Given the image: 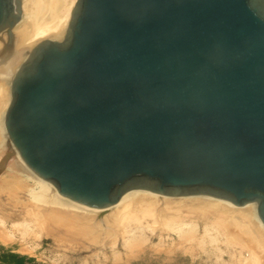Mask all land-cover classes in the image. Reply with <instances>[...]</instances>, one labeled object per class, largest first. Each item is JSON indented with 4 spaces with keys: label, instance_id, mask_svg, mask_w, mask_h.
<instances>
[{
    "label": "water",
    "instance_id": "water-1",
    "mask_svg": "<svg viewBox=\"0 0 264 264\" xmlns=\"http://www.w3.org/2000/svg\"><path fill=\"white\" fill-rule=\"evenodd\" d=\"M20 17L0 0L8 40ZM9 92L5 132L61 196L204 195L264 226V0H76Z\"/></svg>",
    "mask_w": 264,
    "mask_h": 264
},
{
    "label": "bare ground",
    "instance_id": "bare-ground-1",
    "mask_svg": "<svg viewBox=\"0 0 264 264\" xmlns=\"http://www.w3.org/2000/svg\"><path fill=\"white\" fill-rule=\"evenodd\" d=\"M75 2L76 0H22V6H21V0H20L21 17L19 22L11 30L12 33L11 39L8 40V36L6 33L0 34V105H1L0 106L1 107L0 151L1 153L8 151L10 154V157L6 160L5 163H2L3 165H1L0 167L2 168V170L4 169V172H6L7 174H12L13 176H17L18 179L21 180L20 188L21 189L25 188L24 189L26 191L25 193L31 199V200L29 199L31 203L37 202L35 204L37 205L38 202H41V205L45 207L43 210H41L39 208L40 206L37 205L38 208H36V206L32 204V209L35 211L37 215L36 216L37 221L38 218H40L39 220H42L41 217H43L46 221L51 222V224L53 223L63 228L70 238L73 236L75 237L83 236V237H88V239L91 240L94 234H97L99 232L102 234L104 232V231H100L101 228H99V225H103L102 227L104 228V224H105V226L107 227L111 226L110 230L107 231L106 229L107 232L105 234V238L108 236L115 237L118 234V231L121 229L122 232L121 234H125V236H123V245L124 247H126V245L130 246V244L135 243L139 239L140 240L143 239L144 231L150 228L149 223L147 222V218H149L151 214H154L155 211L152 212L151 210H154V208H156L155 207L156 202L163 203L162 201H165L164 204H162L165 206L166 204L168 205V203L170 204V202L167 203L166 201H171L173 198L187 199L188 201H190V206H193L194 203H197L194 202L195 200L201 199V201L204 200L206 201V203L208 201L214 203L213 207L225 206L230 210L232 209L233 210L230 214L228 212L229 215L225 217L226 221H223L219 214H214V215L212 214V220L208 221L209 223L204 225L202 232L203 235L202 236L199 235L201 236V239L198 237L200 240L199 239H198L199 241L197 240V244L203 245L204 243H206V241H208L209 244L210 243L214 244L216 243L217 238L216 236L215 237L212 236L213 234L212 232H214L215 235H222V236H225L224 232H226L227 233L226 235L230 237L229 239H226L227 236H225L226 239L225 242L227 245L230 244V246L231 245L234 246L236 249H238L239 252L243 249L246 250L248 249L247 253L248 252L249 253L247 254L246 257L248 259L245 260L246 262L243 263L264 264V236H263L264 226L262 225V223L260 222V220L256 215L255 203H249L242 207H238L233 205L231 202L227 200L218 199L210 196H204V195L169 197V196L152 193L146 190H131L126 192L124 195H122V197L118 200L116 204L106 208L98 209L80 204L78 202L72 201L66 197L61 196L60 194H58L56 187L51 182L39 177L22 161V159L20 158L16 149L11 144L4 130L3 121H4V114L10 100V92H9L10 84L17 69L27 58L28 53L37 43H39L42 40H51L50 38L58 39L64 35L67 25L69 23L70 12ZM57 10L59 11V13L57 12ZM45 13L50 18L46 19L47 15H45ZM48 20H50V22H47ZM6 96H8V98L4 100ZM13 195L15 196V194ZM50 207H54V208L56 207L58 209L65 211L58 213L55 210L49 209ZM249 207L251 208L249 209ZM189 208H190L189 206L188 209L185 208L187 209L186 210L187 212L189 211ZM203 208L204 207L201 208L202 211ZM107 209H110L108 215L106 217L100 218L99 214L103 213ZM237 209L238 211H240V213L244 209L245 211L246 209L249 210V212L246 213H248L247 215L248 216L250 215V217L245 215L246 213L244 212H242L239 215ZM173 210L176 212L175 209ZM201 210L197 209L196 211H201ZM41 211H44V214L43 212L41 213ZM166 211L168 212L169 209ZM202 213L204 214V212ZM120 214L122 215L121 217L119 216ZM34 215H32V219H34L35 217ZM175 215L177 214L175 213ZM175 215L174 216L171 215V218L175 217ZM161 217L159 218L162 221V219H164L165 217L163 216ZM184 217L186 216L173 218L171 220V225L169 226H172L171 229L181 241L184 240V242L186 241L188 243L196 241L195 234L197 233L198 226L193 220H189V221L184 220ZM152 218H154L153 220L156 221L154 216L151 217V219ZM168 219L166 218L165 220ZM250 219H252V221L258 227L257 229L260 228L259 230H256V226L253 225ZM153 220L152 223H154ZM108 221H111L112 223L109 224ZM34 222L32 221L33 224H36ZM162 222H164V220ZM162 222L161 224H164ZM6 223L7 222L0 220L1 227L5 229H6L5 226ZM14 226H19V227L21 226L20 229H23V232L22 231L20 232L24 236L26 232L29 231L30 223L27 220H23V222H17L11 225V227ZM258 231H260L261 233ZM121 234L119 233V235ZM102 236H104V234ZM96 240L98 242V239H96L95 236V239H93V241L95 242ZM3 241L6 242V238H4ZM144 243H145V237H144ZM127 249L129 248L127 247Z\"/></svg>",
    "mask_w": 264,
    "mask_h": 264
},
{
    "label": "rangeland",
    "instance_id": "rangeland-1",
    "mask_svg": "<svg viewBox=\"0 0 264 264\" xmlns=\"http://www.w3.org/2000/svg\"><path fill=\"white\" fill-rule=\"evenodd\" d=\"M57 12L59 13L58 10ZM45 15L47 14L45 13ZM47 18L50 17L47 15L46 19ZM47 22H50V20ZM63 36L58 39H50L54 41H61ZM7 98L8 96H6L4 100ZM8 154V151L4 153H1L0 151V166L4 161V158H6L5 156ZM0 170V220L7 222L5 224L7 230L0 225V264H245L243 262H246L245 260L248 259L246 258L247 254L249 253H247L248 249H243L239 252L234 246L231 245V249L230 244H226L225 240L230 238L228 235H226V232H224L225 236H227L226 239L225 236L215 235V233L212 232V236H216L217 238L216 243L214 244H209L208 241L203 244L204 246L202 244H197V240L199 238L201 239V236L203 235L202 232L204 225L208 224V221L212 220V214H219L221 219L226 221L225 217L228 216L233 209L230 210L225 206L213 207L214 203L212 202L208 201L206 203V201H201V199L195 201L192 200L197 202L194 203L195 206H193L198 210H201V208L204 207L203 211L201 210L204 212L203 214L201 211H196L197 209H195L193 206H190V201L187 199L173 198L171 201H166L167 203L170 202V204L168 203V205L166 204L165 206L162 205L165 201H162L163 203L156 202V208L151 210L152 212L155 211L154 214H151L150 217L147 218L150 228H145L146 230L144 231L143 239L141 238L142 240L139 239L136 241V244L133 243L130 244V246L126 245V247H124L123 236H125V234H121V229L118 231V236H115L116 238L111 236L105 238L106 232L111 229V226L107 227L105 224L104 228L102 227L103 225H99V228H101L100 231L104 232L102 234L100 232L94 234L91 240L88 239V237L83 236H73L70 238L63 228L53 223L52 225L51 222L46 221L43 217H41L42 220H39L40 218H38L37 221V215L32 209V204L36 206V208H38L37 205L40 206L39 208L41 210H43L45 207L41 205V202H38V204L35 205L37 202L31 203V201H29L30 198L25 193V188H22L23 190L20 188L21 180H19L17 176L7 174L4 172V169L2 170L1 167ZM13 194H15V196ZM163 206L166 209H164ZM188 206L190 208L187 212L186 210L188 209ZM209 207H212L211 210ZM250 208L251 207H249V209ZM49 209L55 210L58 213L65 211L56 207H50ZM168 209L169 211L167 212L166 210ZM173 209H175L176 212ZM247 209L246 211L244 209L241 211V213L249 212ZM42 212L44 214V211H41V213ZM109 212L110 209H107L103 213H100L99 217H106ZM160 212H163L164 214H161ZM237 212H239V215L241 214L238 209ZM175 213L178 215V217L175 215ZM121 214L119 215L120 217L122 216ZM247 214L248 213L245 215ZM32 215L35 216H33L35 220L32 219ZM171 215H175L176 218L186 216L184 217V220H193L197 224L198 228L197 233L195 234L196 241L188 243L186 241L184 242V240L181 241L177 237V235L171 229L172 226H169L171 225V220L175 218H171ZM153 216L155 217L156 221L153 220L154 218L151 219ZM161 216L165 217L162 219L164 222H162L159 218ZM248 217H250V215ZM166 218H169V221L165 220ZM23 220H27L30 223L29 231L26 232L24 236L20 232H23V229H20L21 226L11 227L13 223L23 222ZM152 220L154 223H152ZM250 220L252 221V219ZM32 221H35L34 223L36 224H33ZM108 222L109 224L112 223L111 221ZM161 222L164 224H161ZM252 223L254 226H256L253 221ZM257 228L258 227L256 226V230L260 229ZM119 233L122 236L119 235ZM103 234L104 236H102ZM95 236L96 239H98V242L97 240L95 241L96 243L93 241ZM4 238H6V242L3 241ZM103 243L106 244L104 245ZM127 247L129 249H127Z\"/></svg>",
    "mask_w": 264,
    "mask_h": 264
}]
</instances>
